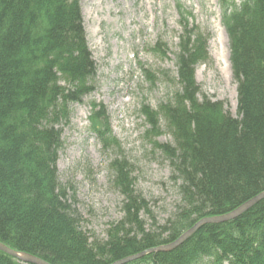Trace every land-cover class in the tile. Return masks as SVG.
<instances>
[{
    "label": "trees",
    "instance_id": "obj_1",
    "mask_svg": "<svg viewBox=\"0 0 264 264\" xmlns=\"http://www.w3.org/2000/svg\"><path fill=\"white\" fill-rule=\"evenodd\" d=\"M82 1L0 0V243L49 264H114L264 193V0H219L237 118L202 94L195 74L211 60L210 36L176 0L175 76L143 69L151 87L162 77L170 93L157 108L142 102L139 113L148 127L143 141L168 166L178 201L163 222L157 200L137 189L106 108L92 103V131L115 150L110 184L122 217L103 238L86 231L57 166L73 107L98 88ZM163 47L153 51L165 57ZM164 134L170 140L161 143ZM0 264L24 263L0 251ZM127 264H264V199L234 220L203 225L176 249Z\"/></svg>",
    "mask_w": 264,
    "mask_h": 264
},
{
    "label": "rangeland",
    "instance_id": "obj_2",
    "mask_svg": "<svg viewBox=\"0 0 264 264\" xmlns=\"http://www.w3.org/2000/svg\"><path fill=\"white\" fill-rule=\"evenodd\" d=\"M179 2L192 12L190 23L210 36L211 60L198 66L195 74L201 92L213 101L225 102L226 111L237 118V87L219 0ZM82 12L98 67V88L73 107L71 123L63 128L64 147L57 166L62 185L68 186L69 196L73 194L77 200L75 206L85 220L86 231L103 238L108 224L122 217V197L110 184L109 166L116 158L115 150H105L92 131V103L106 108L112 135L136 168V187L148 199L157 200L162 221L178 201L168 166L143 141L148 127L139 110L142 102L157 108L170 93L162 77L151 87L143 69L175 76L173 53L181 32L180 16L176 0H83ZM160 42L165 57L153 51ZM169 140L167 134L158 139L161 143Z\"/></svg>",
    "mask_w": 264,
    "mask_h": 264
},
{
    "label": "water",
    "instance_id": "obj_3",
    "mask_svg": "<svg viewBox=\"0 0 264 264\" xmlns=\"http://www.w3.org/2000/svg\"><path fill=\"white\" fill-rule=\"evenodd\" d=\"M263 199H264V193H262V194L258 195L257 197L251 199L250 201H248L247 203H245L244 205H242L241 207H239L238 209H236L235 211H233L229 214L222 215V216H216V217H210V218H204V219L200 220L193 228H191L186 233H184L174 243L147 250L143 253L127 257L123 260H120V261L114 263V264H127L130 262L136 261L138 259H141L148 254L157 253V252H167V251H171L173 249H176L181 244H183L184 241H186L189 237H191L197 230H199L203 225H205V224H218V223H224L227 221L234 220V219L240 217L242 214H244L246 211L251 209L254 205L259 203ZM0 251L8 254L9 256L17 259L19 262H22L25 264H49V263L43 261L42 259H39L35 256L30 255V254H26V253H22V252L12 250L2 243H0Z\"/></svg>",
    "mask_w": 264,
    "mask_h": 264
}]
</instances>
